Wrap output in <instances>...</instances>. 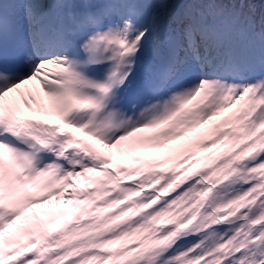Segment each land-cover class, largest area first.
<instances>
[{
  "label": "snow or ice",
  "instance_id": "obj_1",
  "mask_svg": "<svg viewBox=\"0 0 264 264\" xmlns=\"http://www.w3.org/2000/svg\"><path fill=\"white\" fill-rule=\"evenodd\" d=\"M0 264H264V0H0Z\"/></svg>",
  "mask_w": 264,
  "mask_h": 264
}]
</instances>
